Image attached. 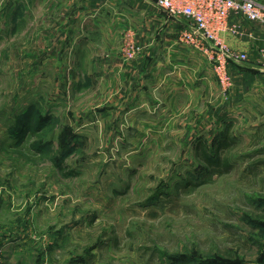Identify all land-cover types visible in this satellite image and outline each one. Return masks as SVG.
Listing matches in <instances>:
<instances>
[{"label": "rangeland", "instance_id": "obj_1", "mask_svg": "<svg viewBox=\"0 0 264 264\" xmlns=\"http://www.w3.org/2000/svg\"><path fill=\"white\" fill-rule=\"evenodd\" d=\"M8 48L0 52L2 264H264V115L245 101L227 111L220 89L217 112L226 116L217 114L216 127L185 112L135 136L118 117L96 116L88 89L70 90L54 122L18 143L19 120L30 111L36 125L38 113L57 108L56 92L46 83L54 75L37 80L31 52ZM72 70L65 74L78 76ZM225 133L230 169L210 171L197 147L214 156Z\"/></svg>", "mask_w": 264, "mask_h": 264}, {"label": "crops", "instance_id": "obj_2", "mask_svg": "<svg viewBox=\"0 0 264 264\" xmlns=\"http://www.w3.org/2000/svg\"><path fill=\"white\" fill-rule=\"evenodd\" d=\"M256 1L264 11V0ZM229 19L239 33L222 38L247 61L229 66L233 85L226 93L227 111L245 101L248 112L264 115V25L234 14ZM181 30V23L151 0H0V52L11 45L31 52L41 83L44 73L54 75L46 83L55 89L57 108L47 115L59 116L70 90L88 89L97 101L95 115L118 117L135 136L169 128L185 112L196 122L203 113L214 127L217 114L226 116L217 112L220 86L210 61L179 40ZM127 42L134 47L130 58ZM66 69L72 74L79 69L78 76L66 75Z\"/></svg>", "mask_w": 264, "mask_h": 264}, {"label": "built area", "instance_id": "obj_3", "mask_svg": "<svg viewBox=\"0 0 264 264\" xmlns=\"http://www.w3.org/2000/svg\"><path fill=\"white\" fill-rule=\"evenodd\" d=\"M151 3L181 23L179 40L207 57L222 93L228 92L233 85L230 64H244L247 56L232 51L222 34L239 33L238 24L229 19L231 14L264 25L262 6L256 0H151ZM124 52L126 57H132L134 47L130 42ZM260 57L264 65V48Z\"/></svg>", "mask_w": 264, "mask_h": 264}, {"label": "trees", "instance_id": "obj_4", "mask_svg": "<svg viewBox=\"0 0 264 264\" xmlns=\"http://www.w3.org/2000/svg\"><path fill=\"white\" fill-rule=\"evenodd\" d=\"M36 112V111H34ZM30 111L28 112L27 115H25L26 118L24 119H20L18 122V136L17 139L19 140L20 136H23V133L27 132V131H39L42 130V128H45V126L50 125L52 122H54V120H52L48 115H42V114H37V121H36V125H33L32 120L30 119ZM37 113V112H36ZM263 135V134H262ZM16 136V135H15ZM16 138V137H15ZM263 139L262 136L258 137V141ZM21 142V138L20 141H18V143ZM234 143L233 140H230L226 133L223 137V139L218 140L217 142V151L216 154L214 156H211L210 154L206 153V149H205V145L203 144H199L198 145V153L200 154V159L203 161V163L206 164V166L210 169V171H216L220 168V170L222 171H218V172H224V171H229L231 164L229 163V152L228 149L229 147L232 146V144ZM219 149H222L221 155L219 153ZM66 153H64L63 156H65ZM223 156V157H222ZM264 262V260H263Z\"/></svg>", "mask_w": 264, "mask_h": 264}]
</instances>
